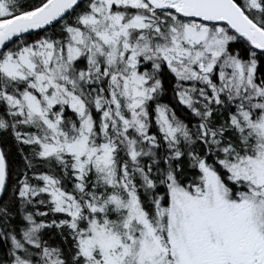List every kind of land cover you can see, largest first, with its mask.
<instances>
[{
	"label": "snow or ice",
	"instance_id": "obj_1",
	"mask_svg": "<svg viewBox=\"0 0 264 264\" xmlns=\"http://www.w3.org/2000/svg\"><path fill=\"white\" fill-rule=\"evenodd\" d=\"M0 264H264V0H0Z\"/></svg>",
	"mask_w": 264,
	"mask_h": 264
}]
</instances>
